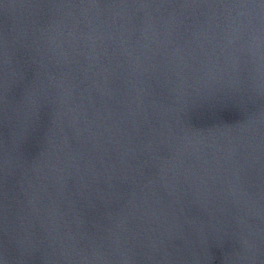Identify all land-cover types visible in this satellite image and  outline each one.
I'll return each mask as SVG.
<instances>
[{"label": "water", "instance_id": "obj_1", "mask_svg": "<svg viewBox=\"0 0 264 264\" xmlns=\"http://www.w3.org/2000/svg\"><path fill=\"white\" fill-rule=\"evenodd\" d=\"M0 264H264V0H0Z\"/></svg>", "mask_w": 264, "mask_h": 264}]
</instances>
